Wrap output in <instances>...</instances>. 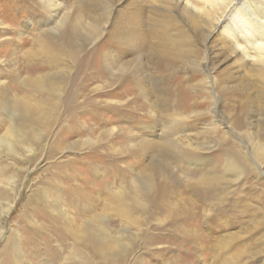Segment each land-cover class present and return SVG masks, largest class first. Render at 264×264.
I'll list each match as a JSON object with an SVG mask.
<instances>
[{
    "label": "rangeland",
    "instance_id": "obj_1",
    "mask_svg": "<svg viewBox=\"0 0 264 264\" xmlns=\"http://www.w3.org/2000/svg\"><path fill=\"white\" fill-rule=\"evenodd\" d=\"M56 1L66 8L68 21L77 19L80 22L81 34L93 29L94 40L75 47L79 49L83 74L99 72L103 76L102 80L89 84V88L100 84L101 89L92 92L95 112L85 107L78 113L80 121L89 125L90 131L84 130L80 136L70 135L69 128L73 123L68 121L67 128L58 132L60 121L68 118L60 110L61 120L52 123L43 141L35 142L30 161L25 149H19L15 162L2 158V163H10L6 176L15 179L14 190L0 185L1 198L13 203L4 221L3 233L10 237V233L18 230L25 241L39 224L51 225V212L47 206L41 205L33 211L28 205L34 201L33 194L43 184V178L47 179L55 172L53 163L73 160L71 165L64 167L68 168L64 173L75 170L84 190L95 193L104 185L113 190L134 187L146 171L156 169L154 154L159 152L163 154L165 167L160 166L154 194L164 201V206L153 208L151 203L152 211L147 213L149 222L141 224L140 234L145 229L148 231L144 242V245L148 244L146 249L143 243L134 239V227L128 230L116 219L114 211H106L99 205L100 223L107 220L114 223L115 239L126 237L122 240L127 246L125 256L111 260L110 264H264V97L254 93L256 84L253 80L243 77L242 73L238 75L231 60L215 57L212 73L216 77L225 73L230 77L227 85L233 87L232 91L248 92L249 95L209 92L207 83H201L203 71L198 68L203 52L200 39L187 30L188 25L185 28L178 22V17L158 4L144 0ZM53 13L51 7L44 10L34 0H0L1 79L13 83V68L24 69L32 63L27 56L39 49L33 37L43 30L48 34L52 31L54 23L47 21ZM115 29L123 33L120 37L123 40L118 44L113 39ZM181 30L187 36L182 35ZM130 35L140 41L146 36L143 47L137 48L136 44L124 39ZM83 36L79 35L80 38ZM191 50L199 52L198 59H194ZM38 57H34L35 61ZM113 62L119 66L125 63L123 67L128 70L139 63L145 71L143 76L148 79L145 84L150 93L146 97L139 96L138 90L119 97L107 95L110 84L106 85L104 80L111 83L107 67ZM154 69L160 78L158 103L151 94L149 78ZM24 75L23 72L20 79ZM221 115L225 117V124ZM105 128L110 129L111 135L99 149H111L114 144L111 160L95 158L91 161V149L86 146L76 144L68 149L66 143L74 144L78 138L95 139ZM53 139L61 144L62 151L55 150ZM139 140L147 141L143 148L137 146ZM167 140L180 142L181 149L167 145ZM252 145L258 147L257 153L251 150ZM118 148L121 149L115 151ZM164 150L174 156L177 153H188L190 157L198 155V161L196 164L177 163L173 156H166ZM225 160L234 162L235 172L227 171ZM87 164L91 166L89 169ZM104 166L107 167L105 171L93 175L92 171ZM213 172L223 180L213 181L207 177ZM204 177L201 187L199 184ZM177 190L182 194L180 200H175L179 198L175 196L164 198L167 193ZM187 198L191 199L189 204H186ZM135 218L141 220L143 216L135 215ZM66 238L63 243L69 250L65 249V256L77 259L76 252L71 250L70 234ZM55 239L54 233L49 231L44 244L29 245L28 249L47 250V257L54 262L63 244ZM2 241L0 250L5 248ZM2 255L0 253V264H8ZM60 262L62 259L54 263Z\"/></svg>",
    "mask_w": 264,
    "mask_h": 264
},
{
    "label": "bare ground",
    "instance_id": "obj_2",
    "mask_svg": "<svg viewBox=\"0 0 264 264\" xmlns=\"http://www.w3.org/2000/svg\"><path fill=\"white\" fill-rule=\"evenodd\" d=\"M27 1L29 2L30 0ZM34 1L35 4L41 6L44 10H47V7L52 8L54 13L53 15L50 14L47 21L54 23L52 31L48 34L47 31L43 30L33 37V41L36 42L39 49L27 56L28 60H32V63L28 64L26 68H13V83L10 84L0 78V185L8 186L12 190H14L15 179L11 176H6L5 173L8 171L10 163H2V158L6 157L15 162L19 156V149H25L28 153L26 158L30 161L32 153H34L35 142L37 140L43 141L45 134L50 131L52 123L61 120L60 110L68 118H65L63 122L60 121L58 132L65 130L68 121L73 123L69 128L70 135L80 136L84 130L88 131L90 126L80 121L81 118L78 113L85 107L89 108V111L95 112V101L92 98V92H98L101 89V85L96 84L89 88V84L91 85L92 82L103 79L99 72L95 75L83 74L84 69L79 63V49L75 47L79 43L93 41L95 38L93 29L91 28L86 33L81 34L79 32L82 28L80 22L77 19L73 22L68 21L66 8L56 0ZM144 1L149 4H158L159 7L168 10L170 14H174V16L179 18L178 22L182 23L185 28L188 25L187 30L192 32L197 39H200L203 52L200 62L198 61V68L203 71L201 83H207L209 92L217 95L219 93L240 92L232 91L234 90L233 87L227 85V80L230 77L224 75L225 73L221 72V77L218 75L216 77L212 73V60L215 57H222L234 63V68L236 73H239L238 75L242 73L243 77L252 79L256 84L254 93L257 96L264 97V0ZM180 32L182 35L187 36L184 30ZM79 35L84 36L80 38ZM122 35V32L115 29L113 39L116 44L123 40L120 38ZM67 38H71V40L67 41ZM145 38L147 37L144 36V39L140 41L130 35L124 39L136 44L137 48H141L145 44ZM193 40L195 41V39ZM200 43L197 44L200 45ZM191 45H193L192 42ZM191 53L194 59L199 58L197 50H191ZM39 55L40 57H38ZM34 57H38V60L35 61ZM124 65L125 63L119 66L118 63L113 62L107 67V71L111 74V83L104 80L106 85L110 84L106 94L119 97L125 96V94L128 95L130 91L138 90L139 96L146 97L150 91H148L149 87L145 84L148 79L143 76L145 72L142 70L143 67L139 63L133 66L130 64L132 67L128 70L127 67H123ZM23 72L25 75L20 79V75ZM151 72L152 74L149 75L152 83L151 94L154 95V99L158 103L160 78L155 69ZM127 84L130 87H127ZM243 95L248 96L249 93L246 92ZM221 117L224 119L223 122L225 124V117L222 115ZM110 135V129L105 128L97 134V139L82 140L78 138L74 144L66 143V145L69 147L68 149L74 148L76 144L81 147L86 146L89 150L91 149L89 153L92 156L89 157L91 161H95V158L108 161L114 155V144L111 149L100 150L99 147L104 146L108 142ZM218 137L220 138V136ZM53 140L55 150L58 152L62 151V146L57 139ZM146 143V140H139L137 146L143 148ZM167 145L177 150L181 149L180 142L169 140ZM242 145L246 149L243 141ZM120 149L118 148L115 151ZM251 150L257 153L258 147L256 148L252 145ZM164 151L166 156H173L177 163L185 161V163L196 164L198 161V155L190 157L188 153H177L174 156L170 152ZM179 154L181 155L180 157ZM162 155L159 152L154 154L156 169L154 171H146L141 182L134 185V187H129L128 189L121 187L122 189L113 190L109 185H104L101 191L97 190L95 193L84 190L83 186L78 182L79 176L77 173L75 174V170L70 172L67 170L66 174L64 173L73 160L65 163L61 161L59 164L58 162L53 163L52 167L55 172L47 179L46 177L43 178V184L37 187L33 194L34 201H31L30 205H28V209L33 211L41 207V205L47 206L51 212V225L39 224L37 228L33 229V235L25 236V241L20 238L18 230H15L14 234L13 232L10 233V237L3 233V224L11 211L13 203L10 201L5 202L6 198H1L2 191L0 190V240H3L2 245L5 247L0 250V253L3 254L2 257L6 258V261L9 262L8 264H57L54 262L59 259H62V262L65 260V263L60 262L58 264H110L111 260L123 258L126 254L127 246L122 240L126 237L115 239V233L113 234L112 230L114 223H110L108 220L106 221L107 223H100L97 215L100 204L106 211H114L116 219L122 221L125 224L124 227L128 230L134 227V239H138L136 242H141L144 245L148 231L145 229L141 234L139 231L142 228V223L147 224L149 222L147 213L152 211V207H149L150 204L152 203L153 208L164 206V201L154 194V188L158 184V176L161 173L160 166L165 167ZM233 163L231 160H225V167L230 173L236 170ZM12 165L14 166V163H11ZM65 166L67 167L64 168ZM87 167L89 169L91 166L88 165ZM106 169L107 167L105 166L102 169L97 167L92 172L95 176ZM207 177H210L213 181L216 179L218 181L223 180V177L217 172H213ZM80 179L83 178L81 177ZM65 182H67L66 185ZM204 182L205 177L199 185L202 187ZM45 185L47 191L45 190ZM173 192L167 193L164 198L175 196L179 197L175 200H180L182 195L180 191ZM185 200L186 204L191 201L189 198ZM135 215H142L143 218L138 220ZM26 228L28 229L29 227ZM26 228L25 230H27ZM49 231L54 233L56 236L55 241L60 243H63L67 239L66 236L70 234L73 247L71 250L76 252L77 259H69L65 256V249L69 250L68 245L65 243L59 247V252L54 262L47 257V250L35 252L34 248L28 249L29 245L36 246L40 242L44 244L47 241V233ZM116 244H118L117 250L115 249ZM144 246L146 249L148 244L146 243ZM31 251H33L32 254L30 253Z\"/></svg>",
    "mask_w": 264,
    "mask_h": 264
}]
</instances>
